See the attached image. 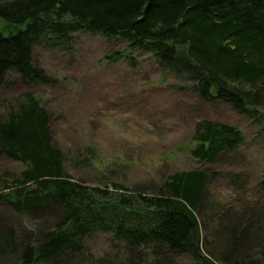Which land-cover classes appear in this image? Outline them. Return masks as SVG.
<instances>
[{"label":"trees","instance_id":"16d2710c","mask_svg":"<svg viewBox=\"0 0 264 264\" xmlns=\"http://www.w3.org/2000/svg\"><path fill=\"white\" fill-rule=\"evenodd\" d=\"M0 22L1 96L26 88L2 102L0 157L22 169L0 177V201L16 214L53 218L39 232L0 222V257L18 264H73L84 258L89 240L103 235L127 264H264V231L253 207L244 199L238 208L223 205L211 194L219 180L240 191L249 176L202 168L236 156L244 144L240 130L197 122L188 152L199 167L169 174L150 192L130 190L108 175V184L90 186L65 167L51 116L34 94L36 86L56 83L35 63V48L69 52L75 35L86 33L125 44L124 52L104 57L109 64L133 60L128 51L149 55L165 73L190 84L202 103H224L262 122L264 0H0ZM91 160L86 147L72 164ZM216 223L226 233L222 250L209 242Z\"/></svg>","mask_w":264,"mask_h":264},{"label":"rangeland","instance_id":"374dc122","mask_svg":"<svg viewBox=\"0 0 264 264\" xmlns=\"http://www.w3.org/2000/svg\"><path fill=\"white\" fill-rule=\"evenodd\" d=\"M2 23L0 22V26ZM125 51L119 40L78 33L69 52L58 53L35 48V63L56 83L34 88V94L51 116L55 147L67 161L65 167L79 181L90 186H104L110 180L139 192H150L173 172L199 167L189 155L190 139L197 122L204 119L231 125L240 130L244 144L234 157L222 158L216 164L203 165L215 173L231 171L249 176L244 189L229 188L223 180L213 184L211 194L220 204L253 207L255 219L264 231V120L241 117L231 106L202 103L194 88L167 74L149 55L128 51L133 60L109 64L104 57ZM264 92V82L259 86ZM26 88L16 87L0 92L2 102L22 95ZM264 114V104L259 107ZM90 147L94 160L73 166L77 152ZM83 154L81 158H87ZM21 166L0 157V177L19 172ZM2 185L0 182V191ZM0 222L19 231L39 232L53 224V218L33 212L14 213L0 201ZM225 230L214 225L209 242L222 250ZM145 255L143 261H147ZM180 264H192L182 260ZM0 264H18L11 257H0ZM48 264H61L58 260ZM73 264H127L125 254L98 235L86 243L82 260Z\"/></svg>","mask_w":264,"mask_h":264}]
</instances>
